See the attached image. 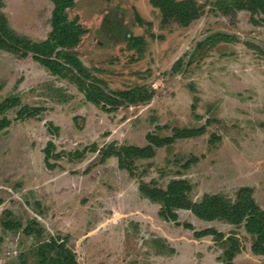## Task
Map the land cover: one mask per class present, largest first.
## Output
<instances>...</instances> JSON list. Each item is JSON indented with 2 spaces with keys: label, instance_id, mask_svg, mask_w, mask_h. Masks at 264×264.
Returning a JSON list of instances; mask_svg holds the SVG:
<instances>
[{
  "label": "rangeland",
  "instance_id": "obj_1",
  "mask_svg": "<svg viewBox=\"0 0 264 264\" xmlns=\"http://www.w3.org/2000/svg\"><path fill=\"white\" fill-rule=\"evenodd\" d=\"M196 1L202 12L188 26L162 25L150 0L75 1L68 17L87 30L75 50L97 84L143 86L153 95L109 113L86 101L68 73L52 75L30 55L0 50V102L19 99L0 115L11 120L0 131V264H40L39 246L51 238L78 264H264V255L249 252L254 237L243 224L205 221L186 209L166 220L161 203L139 190L141 182L165 190L184 179L193 202L205 194L233 202L250 187L264 208V14H225L214 0ZM48 4L4 0L0 13L21 39L41 42ZM24 106L41 110L18 118ZM180 129L191 133L155 147L151 158H132L133 174L116 157L100 160V149L144 147L148 134L173 137ZM50 141L58 154L52 167L43 152ZM29 225L32 235L24 233ZM206 228L238 244L193 235ZM234 244L229 261L224 251Z\"/></svg>",
  "mask_w": 264,
  "mask_h": 264
},
{
  "label": "trees",
  "instance_id": "obj_2",
  "mask_svg": "<svg viewBox=\"0 0 264 264\" xmlns=\"http://www.w3.org/2000/svg\"><path fill=\"white\" fill-rule=\"evenodd\" d=\"M48 1L53 5L50 17L51 29L47 38L41 42H30L21 39L20 36L7 27L5 17L0 13V50L9 51L21 58L30 55L32 60L40 63L52 75L67 78L66 73H68L72 83L78 87V90L83 92L86 101L99 106L107 113L124 106H134L151 100L152 93L147 92L143 86L120 91L102 89L97 84L100 80L97 82V79L90 74L75 50L81 41V37L87 32L82 25L78 24L76 17V19H69L68 17V11L74 7L76 0ZM150 3L160 10L162 25L176 19L177 23L182 26H188L193 20L199 18L203 7L196 0H150ZM3 5L4 0H0V9L3 8ZM212 5L225 14L237 12L264 14V0H214ZM135 17L140 22L139 16L135 15ZM223 37L229 39L228 36L224 35ZM139 41L140 38H135L131 42L135 46ZM17 104H19V99L16 96L5 98L0 102V115L8 109L14 108ZM40 110L39 107L24 106L18 110L17 117H35ZM10 124L11 120L7 116L0 117V131ZM53 128H49V130L54 132ZM190 133L191 130L180 129L173 137L164 138L148 134L149 145L147 146H121L119 149L115 146L106 147L100 149L98 153L100 160L103 162L109 157H116L119 167L125 168L130 174H133L132 158H151L155 154V147L168 145L173 142L174 138H184L189 136ZM54 149L55 146L51 141L47 142L43 149L44 161L48 167L53 166L49 159L58 156L57 153V155L55 154ZM87 149L94 151L96 148L93 146L92 149ZM83 154L84 150L74 152L75 158H81ZM190 189V184L184 179L172 180L165 190L142 182L139 185V190L144 197L161 203L159 214L163 216V219L175 220L176 213L174 209H186L205 221L226 220L233 225L243 224L244 230L254 237L251 250L256 254L264 255V208H260L256 204L251 196L252 189L250 187L239 188L233 202L214 194H205L201 200L193 202L188 197ZM5 227L7 226L5 225ZM24 233L26 235L34 233L31 225L24 228ZM193 235L196 238L206 235H216V237L220 235L216 239L224 240V242L230 240V243H237L235 236L223 239V234L213 228L194 231ZM237 246L234 244V248L229 247L224 251L227 260L233 259L235 252L238 250ZM38 251L40 252V264H78L74 254L66 250L63 243L56 245L53 238L41 242Z\"/></svg>",
  "mask_w": 264,
  "mask_h": 264
},
{
  "label": "crops",
  "instance_id": "obj_3",
  "mask_svg": "<svg viewBox=\"0 0 264 264\" xmlns=\"http://www.w3.org/2000/svg\"><path fill=\"white\" fill-rule=\"evenodd\" d=\"M8 1H10V0H5V5H7L8 4ZM48 1V0H47ZM48 6H49V11H47L48 12V16H49V14H50V12H51V10H52V7H53V5H52V3L50 2V1H48ZM47 5V4H46ZM6 9V8H5ZM7 10V9H6ZM50 19V18H49ZM50 29H51V26H48V28H47V30H46V32H47V35H48V33H49V31H50ZM47 35L44 37V38H46L47 37ZM214 221V220H213ZM228 225H233V224H228ZM246 234L248 235V233L246 232ZM249 252L251 253L252 252V250H251V246H249ZM237 254H239V253H237ZM251 254H253V253H251ZM236 255V254H235ZM235 255H234V257H235ZM254 255V254H253ZM256 255H261V254H256ZM233 257V258H234Z\"/></svg>",
  "mask_w": 264,
  "mask_h": 264
}]
</instances>
